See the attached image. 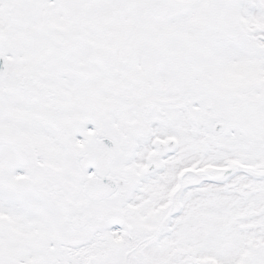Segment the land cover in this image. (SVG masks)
<instances>
[{
  "label": "snow or ice",
  "instance_id": "6c2138e0",
  "mask_svg": "<svg viewBox=\"0 0 264 264\" xmlns=\"http://www.w3.org/2000/svg\"><path fill=\"white\" fill-rule=\"evenodd\" d=\"M0 264H264V0H0Z\"/></svg>",
  "mask_w": 264,
  "mask_h": 264
}]
</instances>
